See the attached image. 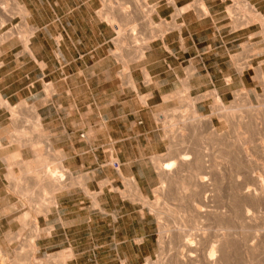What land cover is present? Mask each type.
<instances>
[{
	"label": "rangeland",
	"instance_id": "374dc122",
	"mask_svg": "<svg viewBox=\"0 0 264 264\" xmlns=\"http://www.w3.org/2000/svg\"><path fill=\"white\" fill-rule=\"evenodd\" d=\"M53 1L59 3L61 20L65 21V16L71 14L69 11L72 10L73 15H70L69 22L82 24L92 18L100 22L105 21L113 27L110 32H107L108 40L105 46L109 58L99 65L90 58L82 60V68L86 71L82 77V108L80 110L82 130L77 136V145L86 147L92 144L99 147L104 146L105 149L109 143L111 146H108V151L114 152L120 144L112 146V143L104 137V130H100V128H104V119L114 117L117 120L114 130L119 134H116V137H120L124 131L122 118L131 108L130 101L134 100L132 92H122L123 88H133L129 72L131 65L139 60L142 49L146 50L152 40L161 38L166 32L179 28L175 19L178 18L176 16L181 8L174 12L171 19L169 17L159 19L155 13H152L150 21H145V18L139 16L138 18L137 15L143 11L146 16L152 10L154 11L152 0L147 1V5L135 13L133 8L126 4L125 1L128 0H109L112 4L110 3L108 8L100 5L101 0H91L89 3L88 0ZM169 1L163 0V2L173 4L172 0ZM232 1L234 4L227 6L226 11L217 18L222 19L225 16L226 19L233 20L234 30L242 29L240 53L241 67L244 72L242 89L234 92L231 97L227 96L225 102H221L217 98L216 92L211 90L207 84L206 72L201 65V72L195 76L200 77L201 89L194 92L195 96L181 102L180 106L171 103L170 106L161 107L154 115L163 142L159 150L163 152L165 145L166 151L150 156L147 160L154 167L156 175L152 177L154 187L151 195L145 199L144 203L154 219L155 229L154 253L143 264H174L173 256L178 238H180V234L182 235L181 232L188 230L196 218L193 204L196 205L195 201L199 202V196L189 187L190 170L178 169V171H174L173 177L163 184L165 185L164 189L161 188L164 178L157 163L170 160L174 151H188L193 158L204 159L206 157L208 162L204 163L211 166L215 176L211 205L218 216L222 214V217L220 219L209 218L206 222L196 218V221H198V228L200 226V228L208 229L207 235L211 239L218 234L217 231H220V235H224V264H245V248L251 244L254 249L249 254L250 264H264V203L257 206L256 202L245 201L244 197L241 194L238 195L234 189L235 184L243 186L251 183L249 172L254 167L255 149L259 138H262L264 149V81L262 83L258 77L260 71L264 78V36L262 28L245 29L248 25L256 23L250 19L251 14L244 9L242 0ZM16 2L25 11V3L34 8V20L26 24L28 16L24 18L13 7L10 0H0V43L17 39L20 42L23 41L21 42L23 44L24 40H27L34 31L31 29V23L41 25L47 20L42 11V6H44V10L47 8L46 0H34L33 6L28 0L19 2L16 0ZM229 3L230 1L227 0L226 4ZM188 6L189 10L194 9L198 16L201 15L195 0ZM124 10L136 14L134 23L123 16ZM106 13L109 18L114 19L112 22L106 20L104 17ZM166 13L169 14L170 10H167ZM26 14L28 15L27 11ZM200 18H204V16ZM23 20L25 21L23 22ZM237 21H242L241 25L235 26ZM131 24L137 25L136 36L133 38L129 37V31L133 26ZM206 25V29L203 31L201 27L195 28L193 35V38L199 41L198 45L201 51L209 50V46L213 49L216 48L214 52L219 55H224L226 51H233V47L237 43H227L226 39L228 38H224L223 41L218 39L214 43L210 40L213 35H224L229 28L209 27V22H206ZM26 29H29L31 34L28 38H22ZM38 38H42V36ZM230 54L231 60L239 56L234 57L232 52ZM205 60L206 56H203V61ZM206 65L209 66V64ZM110 66L113 74L108 76L104 71ZM70 68L71 70L67 69L65 75H51V79L55 77L56 82L43 86L45 97L53 98L63 104L64 110L72 109L69 104H73L76 87L73 77L69 80L65 79L67 73L71 74L74 70V67L70 66ZM125 68L130 75V80L125 79ZM145 98L139 96V100L142 102ZM199 102L201 104H198V111H196L195 104ZM0 104L2 107H7L11 119L10 123H3V128L10 132L3 133L5 138L0 144V264H65L70 255L67 251L70 242L67 239L75 241L74 246L80 253L81 257L77 260V264H91L88 257L91 239L96 241L102 236L96 234L92 236L89 234L69 236L50 234L52 225L57 226L55 213V194L57 192L53 195L49 194L47 183H44L42 187L39 186L40 188L32 184L33 179L41 176L44 170L53 171L52 169L61 166L60 159L63 155L57 147L64 143L68 145L69 142L62 141L60 143L61 139L54 137L48 129H45L40 123L38 115L36 114L37 119L32 113V110L35 111L34 108H30L28 111V109L19 106L9 107L5 100H0ZM93 109L96 110L98 117L95 124V128L99 129L97 134H91L88 130L90 111ZM193 109L199 117L209 119L210 125L206 122H195L192 125L191 113ZM256 121L260 122L259 128L256 127ZM51 127L56 128L57 122H54ZM244 152L251 157L250 163L245 161ZM15 154H19L27 166L34 168L36 175H28L23 167L17 166L9 160ZM110 158V164L116 161L115 156L111 157L110 155ZM38 159L45 161L46 169L36 168ZM235 161L239 168L236 175L234 172L232 173ZM115 170L117 173L115 177L118 178V181L113 190L125 196L128 181L123 178L121 169ZM238 172L239 182H236ZM65 177L72 179L67 173ZM82 177L87 178V175ZM120 181L126 191L119 189ZM63 184L60 189L63 188ZM94 196L91 195V197ZM246 206L252 208L250 218L245 217ZM258 207L262 208L258 210ZM48 215H50V219H47ZM78 217L81 219L80 222H83L87 220V213H79ZM80 230L86 231L88 227L86 224H82Z\"/></svg>",
	"mask_w": 264,
	"mask_h": 264
},
{
	"label": "crops",
	"instance_id": "0c3cea01",
	"mask_svg": "<svg viewBox=\"0 0 264 264\" xmlns=\"http://www.w3.org/2000/svg\"><path fill=\"white\" fill-rule=\"evenodd\" d=\"M28 1L33 6L34 0ZM46 1L47 8L44 10L42 6V11L47 20L41 25L31 23L34 31L27 39L26 47L21 43L23 41L17 39L0 43V100H5L9 107L19 106L28 111L34 108L36 113L32 110L33 114L37 119L39 117L45 129L61 139L60 143L69 142L68 145L64 143L57 147L63 155L60 159L61 166L72 179L66 178L63 188L55 194L57 226L52 225L50 234L102 236L96 241L91 239L88 254L91 264H143L154 253L155 229L154 219L144 203L151 195L154 187L152 177L156 175L154 167L147 160L150 156L166 151L165 145L163 152L159 150L163 142L154 115L161 107L170 106L171 103L180 106L181 102L195 96L194 92L201 89L200 77H195L201 72V65L206 72L207 84L216 92L221 102L242 89V29L234 30L233 20L226 19L225 16L217 18L226 11L227 6L234 3L232 0H229L228 5L227 0H202L207 12L204 18H200L194 9H188L175 19L179 29L166 32L161 38L152 40L146 50L142 49V56L139 55V60L129 70L133 88L122 89L123 93L127 91L134 94L133 102L130 101L131 108L122 118L124 131L120 137H116L118 132L114 130V126L117 120L114 117L105 118L104 128H100L104 130V137L112 146L120 144L117 150L110 153L109 143L105 149L104 146L92 144L80 147L77 145V136L82 130V77L86 71L82 68V60L90 58L99 65L109 58L105 46L107 32L113 27L105 21L92 18L82 24L69 22L72 10L69 11L71 14L65 16V21L61 20L59 3ZM89 1L91 0L88 3ZM172 1L173 4H168L163 0H152L155 15L159 19H171L177 9L189 7L193 0ZM245 1L264 21V0ZM242 4L244 6L243 2ZM25 9L28 13L27 24L34 20L35 10L27 3ZM167 10H170L169 14L166 13ZM206 22H209V27L229 28L224 35H213L210 40L214 43L218 39L223 41L228 38L227 43H237L233 51L219 55L214 52L216 48L211 46L207 51L200 50L199 41L193 35L197 27L205 30ZM241 23L242 21H237L235 26ZM254 27L261 28L258 24H250L245 29ZM40 36L42 38H38ZM230 52L234 57L239 56L231 60ZM203 56H206L205 61ZM70 66L74 70L71 74L67 73L65 79L73 77L76 87L73 104H69L72 109L64 110L63 104L45 97L43 86L56 82L55 77L51 79V75H65L67 69L71 70ZM104 73L111 76L112 67L107 68ZM139 96L146 98L142 102ZM198 104L201 103L195 104L196 111ZM90 113L88 130L91 134H97V112L93 109ZM5 122H11L10 112L0 104V144L5 138L3 133L10 132L3 128ZM54 122H57L56 128L51 127ZM110 155L116 158L111 164ZM115 169H121L123 178L128 181L125 196L113 190L118 181ZM83 175H87V178L82 177ZM118 187L126 191L121 181ZM82 212L87 213V220L80 222L78 214ZM47 219H50V215ZM82 224H86L88 230L81 231ZM67 241L70 242L67 247L70 255L65 264H77L81 256L74 246L75 241Z\"/></svg>",
	"mask_w": 264,
	"mask_h": 264
},
{
	"label": "bare ground",
	"instance_id": "6f19581e",
	"mask_svg": "<svg viewBox=\"0 0 264 264\" xmlns=\"http://www.w3.org/2000/svg\"><path fill=\"white\" fill-rule=\"evenodd\" d=\"M10 1L12 2L13 7H15L21 13V15L24 18H26L28 16L26 14V11L24 10V8L20 7L19 4H17L16 0H10ZM147 1H150V0H128L125 2L127 5H129L133 8L134 13H135L138 10H140V8L145 7L147 5L146 4ZM168 2H170V1L168 0ZM195 2L197 3L198 11L201 13L200 17L201 16L205 17L207 15V12H206V9L204 7L202 0H195ZM242 2L244 3L245 10L251 14L250 19L251 20L253 19V21H255V23L258 24L262 28V35L264 36V21H263L262 17L258 13H256V11H254V9L245 0H242ZM100 3H101L100 5L102 7L108 8V7H110L111 2H109V0H101ZM103 9H105V8H103ZM188 9H189V7L182 9L181 11H178L177 16H179L183 12L187 11ZM131 13H133V12L124 10L123 16L125 18H127L129 21L132 20L134 23V19H136L134 17V15L136 16V14L133 13V15H131ZM152 13H155V11L152 10L151 12H149L148 15L145 16L144 12L142 11V12H139V14L137 13L138 14L137 17L139 16V17L145 18V21H150L149 18H150ZM104 17L106 18V20L111 19L108 17L107 13L104 15ZM127 19H125V20H127ZM24 21L25 20H23V22ZM136 22H135V24H136ZM131 25H133V24H131ZM136 26L133 25L131 30L129 31V37L130 38H133L136 36ZM178 27L180 28V26H178ZM30 34H31V31L29 29L28 30L26 29L22 38H28ZM23 44L26 47V45H27L26 39L24 40ZM140 56H142V52H141ZM124 75H125V79L130 80V76H129L126 68L124 70ZM258 77H259L260 81L263 83L264 78H263V74L260 71L258 72ZM243 96H244V94H243ZM193 108H194V105H193ZM191 115H192V117H191L192 125L195 124V122L196 123L197 122H206L208 125H210V123H211L209 119H203L202 117H199L194 109L192 110ZM255 124H256L257 128L260 127V122L256 121ZM258 141L259 142L256 144V149H255L256 159L254 160V167L249 172V177L251 179V181H250L251 183L244 184L243 186H238V184H237L238 187L235 184L234 189H235V191H237L238 195L241 194L244 197L245 201H253V202L257 203V206H260L262 203H264V163L263 164L260 163L262 161L264 162V149H263V144H262V138H259ZM244 154L246 157L245 161L250 163L252 161L251 157L249 155H247L246 152H244ZM171 157L172 158H170V160H168L166 162L159 161L157 163L158 168H159V170H160V172L164 178L161 188L164 189L165 185H163V184L165 183V181L167 182L168 180H170V178L173 177L174 171H176V170L178 171V169L179 170L180 169L181 170L182 169L190 170L191 171V173H190L191 174V179H190L191 182L189 184V187H190L192 192H194L195 194H198V196H199V202L195 201V200H197V199H195L194 201L196 202V205L193 204V206H194L193 211H195V214H196L195 217L197 218V220L202 219V221L205 220V222L209 218L215 217L217 219H220L222 217L221 216L222 214H220V216H218V214L214 211L213 206L211 205L212 204V193H213L214 177L215 176L212 172L211 166L208 164H205L206 162H208L206 157L204 159L201 157L200 158H198V157L193 158L191 153L188 151H185V152L174 151L171 154ZM9 160H11L13 163H15V165L23 167L28 175L29 174L36 175L35 169L27 166V164L20 158L19 154H15V155L11 156L9 158ZM237 167L238 166H237L236 161H235L233 164L234 170L232 171V173L234 172L235 175L238 171L237 169H239ZM36 168L37 169L39 168L42 170L46 169L45 161L38 159L36 162ZM52 170L53 171H50L49 169L44 170L41 176H37V177H35V179H33L32 184H34L38 187L39 186L42 187L44 183H47L49 185V189H48L49 194L53 195L60 190L61 184H63L64 181L66 180V177H65L66 172H64L62 170V167L60 165L56 169H52ZM10 176H11V173H10ZM244 177H246V176H244ZM236 178L237 179L235 181L239 182V172H238V175L236 176ZM236 182H234V183H236ZM197 202H198V204H197ZM261 208L258 207V210ZM244 210H245V212H244L245 217L250 218V216H251L250 211L252 210V208L246 206ZM259 213H260V211H259ZM196 218H195V221H196ZM192 219H193V216H192ZM195 221L188 227L187 231L181 232V230H180L182 235L180 234V238H178L177 245L175 248L176 251H175V255L173 256L174 257V261H173L174 264H224V252H225V250H224V247H225L224 246V243H225L224 242V235H220L219 234L220 231H217L218 234L215 235L213 237V239H211L207 235L208 229L207 228L206 229L200 228V226L198 228V226H197L198 221H196V222ZM201 224H202V222H201ZM32 248H33V246H32ZM245 249H246L245 264H250L251 259L249 257V254H250V251H252L254 249V247L251 244L250 246H248V248H245ZM1 257H3V256L1 255Z\"/></svg>",
	"mask_w": 264,
	"mask_h": 264
}]
</instances>
